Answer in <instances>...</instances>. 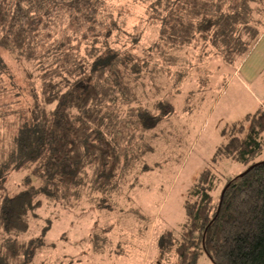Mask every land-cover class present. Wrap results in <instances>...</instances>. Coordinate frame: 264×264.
<instances>
[{
    "label": "rangeland",
    "instance_id": "1",
    "mask_svg": "<svg viewBox=\"0 0 264 264\" xmlns=\"http://www.w3.org/2000/svg\"><path fill=\"white\" fill-rule=\"evenodd\" d=\"M168 1L101 0L92 21L112 29L73 42L81 55L109 47L143 66L129 75L130 91L116 93L113 117L120 122L113 144L120 159L113 178L95 187L94 166L84 161L70 192L39 193L42 205L31 211L29 229L20 235L32 246L29 264H177L175 253L161 255L159 237L179 232L188 220L186 201L198 173L208 169L223 182L244 169L220 149L239 133L236 126L247 114L264 109V70L256 72L253 61L241 69L264 27V0H238L239 23L177 44L163 32ZM229 6L223 4L228 14ZM184 11L198 26L201 15L190 7ZM40 59L0 47V200L21 187L25 174L13 169L10 153L21 122L38 115L47 66ZM145 108L160 116L147 129L138 126ZM261 139L253 161L264 160ZM196 264L212 263L202 253Z\"/></svg>",
    "mask_w": 264,
    "mask_h": 264
},
{
    "label": "trees",
    "instance_id": "2",
    "mask_svg": "<svg viewBox=\"0 0 264 264\" xmlns=\"http://www.w3.org/2000/svg\"><path fill=\"white\" fill-rule=\"evenodd\" d=\"M204 1L167 2L163 32L172 44L211 29L218 35L239 23L238 0ZM227 2L229 14L223 10ZM100 3L0 0V47L16 49L27 59L41 57L47 64L38 115L21 122L10 153L13 169L25 174L21 187L0 200V264L34 260L32 246L20 235L29 229L31 211L42 205L39 193L70 192L84 161L94 166L98 188L111 181L119 165V149L113 144L120 122L113 117L119 103L116 93L130 91L129 75L143 61L129 63L109 47L81 55L79 45L73 46L108 29L92 21ZM187 7L201 15L198 26L185 13ZM159 119L145 108L138 113V126L151 128ZM236 127L239 133L227 140L220 154L244 164V169L223 182L208 169L199 172L186 201L188 220L179 232L165 231L159 237L161 255L175 253L177 264H196L202 253L212 264H264V160L253 161L263 147L264 109L247 114Z\"/></svg>",
    "mask_w": 264,
    "mask_h": 264
},
{
    "label": "crops",
    "instance_id": "3",
    "mask_svg": "<svg viewBox=\"0 0 264 264\" xmlns=\"http://www.w3.org/2000/svg\"><path fill=\"white\" fill-rule=\"evenodd\" d=\"M243 60V67L241 69H245L246 65L249 61H253L257 64L254 69L256 72L260 70H264V27L262 31L258 34V37L252 42L249 48L245 51ZM248 69V68H246ZM253 69V70H254ZM255 71V70H254ZM257 76V73L256 75Z\"/></svg>",
    "mask_w": 264,
    "mask_h": 264
}]
</instances>
